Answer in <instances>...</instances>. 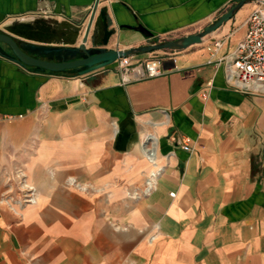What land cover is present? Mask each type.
Wrapping results in <instances>:
<instances>
[{"label": "crops", "instance_id": "1", "mask_svg": "<svg viewBox=\"0 0 264 264\" xmlns=\"http://www.w3.org/2000/svg\"><path fill=\"white\" fill-rule=\"evenodd\" d=\"M237 1L100 0L105 48L147 45L140 27L195 34ZM94 2L0 0V32L31 56L76 47ZM252 4L160 60L153 78L123 82L113 65L51 74L0 57V264H264V95L225 78ZM104 33L97 13L89 40ZM153 164L154 190L135 197ZM18 172L35 196L22 207L10 200Z\"/></svg>", "mask_w": 264, "mask_h": 264}, {"label": "built area", "instance_id": "2", "mask_svg": "<svg viewBox=\"0 0 264 264\" xmlns=\"http://www.w3.org/2000/svg\"><path fill=\"white\" fill-rule=\"evenodd\" d=\"M245 32L242 40L238 42L235 49L229 54V60L225 65V78L231 88L244 94L264 95V0L254 2V7L249 12L244 21ZM174 40L166 37L149 38L148 44ZM223 45V40H216L207 50H217ZM159 56L148 57L147 59L137 58L136 56L121 58L112 65L114 70L122 77L123 82L132 79L140 80L153 78L162 75L160 60L171 57L172 52L158 51ZM154 54V53H151ZM225 59V58H223ZM220 59L219 61H224ZM110 65V66H112ZM206 98V95H203ZM181 149L185 152L191 151L189 146L183 142ZM149 150V149H148ZM151 151L149 150V157ZM161 173V167L153 164L144 182L143 188L134 194L135 197L146 196L155 188L156 179ZM20 189L15 197H11L12 203L19 207L35 202L32 188L24 185L23 175L17 173ZM67 186L76 190H83L74 180H68ZM174 194H170L173 197ZM134 264V263H126Z\"/></svg>", "mask_w": 264, "mask_h": 264}, {"label": "water", "instance_id": "3", "mask_svg": "<svg viewBox=\"0 0 264 264\" xmlns=\"http://www.w3.org/2000/svg\"><path fill=\"white\" fill-rule=\"evenodd\" d=\"M260 0H238L227 12L220 15L216 20L208 24L195 34L183 36L174 40L158 42L156 44H147L127 50L121 49H106L108 39L112 34L107 30L105 21V13L103 10H98L100 0H95L86 24L81 42L76 47L71 48H38L47 54H54L55 61L43 60L35 56H31L18 44L11 36L0 32V44L5 45L9 50L5 52L0 49V57L10 60L21 67H29L40 71H45L51 74L71 71L76 76H84L98 69L108 67L115 61L121 58L153 53L157 51H181L196 43H200L203 38L212 34L219 29L223 24L232 20L235 14L246 4L254 3ZM99 11V12H98ZM99 13L104 23L105 33L100 41L95 37L89 40V35L96 14ZM141 33H145L148 37L152 34L146 32L143 28H139ZM91 46L87 47L88 43Z\"/></svg>", "mask_w": 264, "mask_h": 264}, {"label": "rangeland", "instance_id": "4", "mask_svg": "<svg viewBox=\"0 0 264 264\" xmlns=\"http://www.w3.org/2000/svg\"><path fill=\"white\" fill-rule=\"evenodd\" d=\"M236 3V2H235ZM252 4V3H251ZM233 5H234V3H233ZM254 6H253V4L250 6V10H249V12L252 10V8H253ZM245 5L239 10L240 12L241 11H243V10H245ZM201 29V28H200ZM22 31H24V32H29V30H28V28H26V25H25V27H22V28H20V33L22 32ZM197 31V30H196ZM22 34V33H21ZM18 44H19V42H18ZM21 45V44H20ZM30 46L31 45H28V44H26L25 45V48H30ZM22 47V46H21ZM34 47V46H33ZM23 49H24V47H22ZM39 53L38 54H42V56H44V54H45V52L43 51V50H37ZM38 54H36L37 56H35V57H38ZM47 57H48V60H50V61H55V55L54 54H48L47 55ZM39 58V57H38ZM148 57H145V59H147ZM82 188H83V186H82V184L80 185ZM73 188V187H72ZM15 192L16 191H12V193L11 194H14V196H12V197H15ZM19 192V191H18ZM18 192H17V194H18Z\"/></svg>", "mask_w": 264, "mask_h": 264}, {"label": "trees", "instance_id": "5", "mask_svg": "<svg viewBox=\"0 0 264 264\" xmlns=\"http://www.w3.org/2000/svg\"><path fill=\"white\" fill-rule=\"evenodd\" d=\"M27 28V26H26ZM56 74H73L71 71H65V72H61V73H56Z\"/></svg>", "mask_w": 264, "mask_h": 264}, {"label": "flooded vegetation", "instance_id": "6", "mask_svg": "<svg viewBox=\"0 0 264 264\" xmlns=\"http://www.w3.org/2000/svg\"><path fill=\"white\" fill-rule=\"evenodd\" d=\"M23 35H26V36H29L30 34H31V32L29 31V32H24V31H22L21 32Z\"/></svg>", "mask_w": 264, "mask_h": 264}, {"label": "bare ground", "instance_id": "7", "mask_svg": "<svg viewBox=\"0 0 264 264\" xmlns=\"http://www.w3.org/2000/svg\"><path fill=\"white\" fill-rule=\"evenodd\" d=\"M144 152H145V148H144ZM149 153V152H148ZM152 159H153V156H152Z\"/></svg>", "mask_w": 264, "mask_h": 264}]
</instances>
